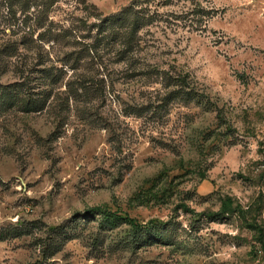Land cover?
I'll use <instances>...</instances> for the list:
<instances>
[{
  "label": "rangeland",
  "instance_id": "374dc122",
  "mask_svg": "<svg viewBox=\"0 0 264 264\" xmlns=\"http://www.w3.org/2000/svg\"><path fill=\"white\" fill-rule=\"evenodd\" d=\"M0 234V264H264V0H0Z\"/></svg>",
  "mask_w": 264,
  "mask_h": 264
},
{
  "label": "trees",
  "instance_id": "16d2710c",
  "mask_svg": "<svg viewBox=\"0 0 264 264\" xmlns=\"http://www.w3.org/2000/svg\"><path fill=\"white\" fill-rule=\"evenodd\" d=\"M27 7L29 8V5ZM42 10L43 11L41 12V14L44 13V8H42ZM129 11L130 10L128 11L126 10L125 12L122 13V16H125L123 18L124 23L125 22L127 23V26H125V34L123 36L125 38L124 39L125 43L131 45V43L134 44V38L139 32L141 25L143 24L139 25L141 21H139L140 16L138 13L140 12L131 14ZM116 19L117 18H115L113 21H115ZM182 207L185 210L191 211V209L188 208L186 205ZM237 208L241 210H245L240 204L236 203L235 200H233L232 198H227L222 202L220 211L216 213L209 212V216L216 217L223 214H228L231 213L232 211H235V209ZM95 215H100L102 218L101 224L109 228H116L118 225L122 223L127 224L130 228L129 234L132 238V244L135 241H140V242L144 241L143 239L146 237L144 236V234L146 232H152V234H154V237L160 234V226L162 223L155 224L153 225L152 229H149L148 227H144L142 224L138 223L135 218H132L129 215L124 216L121 213H118L117 211L114 212L108 209L107 207L95 206L88 208L87 210L81 213V216L84 218ZM260 235H262V231L260 232ZM1 237L2 235L0 234V238ZM261 242L264 243V241Z\"/></svg>",
  "mask_w": 264,
  "mask_h": 264
},
{
  "label": "built area",
  "instance_id": "2783aa9c",
  "mask_svg": "<svg viewBox=\"0 0 264 264\" xmlns=\"http://www.w3.org/2000/svg\"><path fill=\"white\" fill-rule=\"evenodd\" d=\"M254 264H263V263H261V262H257V263H254Z\"/></svg>",
  "mask_w": 264,
  "mask_h": 264
}]
</instances>
